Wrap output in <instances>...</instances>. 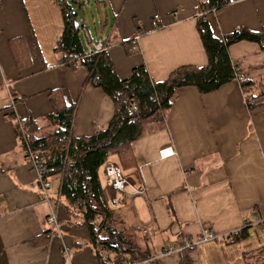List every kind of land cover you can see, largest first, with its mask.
<instances>
[{"label":"crops","instance_id":"obj_1","mask_svg":"<svg viewBox=\"0 0 264 264\" xmlns=\"http://www.w3.org/2000/svg\"><path fill=\"white\" fill-rule=\"evenodd\" d=\"M58 1L0 0V264H113L117 257L93 242L85 227L69 224L61 196L55 206L58 227L49 225L48 205L15 126L30 116L48 129L44 116L52 110L53 96L57 103L74 104L75 136L90 135L113 116L110 97L85 82L86 69L60 63L54 52L62 26ZM97 1L111 11V16L105 14L111 30L95 39L86 33L82 41L88 50L89 39L106 43L120 79L138 65L161 81L178 66L206 64L195 26L199 0ZM176 8L182 11L173 16ZM207 19L217 37L238 26L259 31L264 0H229ZM228 54L251 80L264 67V52L254 42L233 43ZM250 110L238 79L209 93L192 85L179 87L162 118L145 124L130 143L135 164L122 171L130 183L147 188L114 208L113 223L129 226L151 254L179 245L183 237H198L202 227L211 228L220 240L246 228V236L234 242L229 237L186 250L194 264H244L243 253L264 247V104ZM165 147L175 153L160 157ZM108 160L119 165L115 155ZM98 176L109 201L113 190L102 167ZM57 184L49 191L54 197ZM143 228L151 231L149 237ZM156 264H181V253L160 257Z\"/></svg>","mask_w":264,"mask_h":264},{"label":"trees","instance_id":"obj_2","mask_svg":"<svg viewBox=\"0 0 264 264\" xmlns=\"http://www.w3.org/2000/svg\"><path fill=\"white\" fill-rule=\"evenodd\" d=\"M228 2H197L195 26L206 53V64L178 66L165 80L154 81L144 65L135 66L128 77L120 79L106 50L87 54V46L80 37L82 21L74 8V4L80 6V0L58 1L62 26L54 52L60 63L73 69L78 66L86 69L85 82L101 88L110 97L114 104L113 116L106 125L95 126L90 135L75 136L71 131L74 104L57 103L53 96L52 110L44 116L48 129L39 127L38 121L30 116L21 123L16 121L15 126L23 151L19 124L23 126L25 140L36 158L53 169L49 176L59 180L58 193L71 217L69 224L85 227L93 242L114 251L117 257L113 264L125 259L141 262L152 254L137 243L136 234L129 226L119 227L113 223L115 209L110 207L98 176L99 168L109 156L117 157L121 169L133 166L135 160L130 143L142 134L145 124L162 118L179 87L192 85L200 93H209L238 79L242 90L251 89L244 94L249 108L264 104L257 101L264 97V79L257 82L241 78L239 66L228 54L229 46L239 41L254 42L264 52V27L253 31L238 26L217 37L209 26L207 14ZM261 224L264 226V221ZM246 234V228H242L236 234L224 235L223 239L232 237L230 241L234 242ZM187 251L181 253V264H194ZM243 260L244 264H264V247L243 253ZM140 264H156V260Z\"/></svg>","mask_w":264,"mask_h":264},{"label":"built area","instance_id":"obj_3","mask_svg":"<svg viewBox=\"0 0 264 264\" xmlns=\"http://www.w3.org/2000/svg\"><path fill=\"white\" fill-rule=\"evenodd\" d=\"M181 8H177L172 12L173 16H177L179 12H181ZM81 30L84 31L86 34L87 30L84 27H81ZM138 38L137 36L135 37ZM88 44L90 45V49L88 50L87 54H98L102 51H105L107 48L106 43L102 42L101 40H88ZM5 87H8V84L5 83ZM10 94V93H9ZM10 97L11 94H10ZM133 109H135V106L133 105ZM19 132L21 133L23 140H24V153L26 156V159L28 160L31 168L35 172L36 176V184L39 187L40 193L42 195L43 200L47 203L49 212L47 215V222L52 228L58 227V219L57 214L55 210V206L58 203V199L60 197V194L58 193L55 197L49 194V173L53 170L50 166L47 164L41 162L36 158V155L31 150L30 146L28 145L27 141L25 140L24 136V129L21 124H19ZM175 152L170 147L162 148L159 151L160 157H166L168 155H172ZM103 173L106 177L107 184L110 186V188L113 190V195L109 199V205L111 208H117L120 206V204L125 200L127 196H140L144 195L146 192V184L141 185H134L129 182L127 177L124 175L121 167L116 164L115 162H112L110 160H107L103 166H102ZM252 213L256 215L255 210H251ZM237 231H234L232 233H236ZM143 235L149 237L151 235V231L148 229L143 228ZM218 237L217 234L213 232V230L209 227H202L200 230V235L198 238H194L189 240L186 237H183L181 240V243L179 245H173L168 244L158 250L155 251L154 254H152L150 257L145 258L143 261H135V260H128L125 259L119 263L116 264H140L142 262H150L153 260H157L160 257H163L165 255L171 254L173 252H178L179 254L182 253L185 250H191L195 248L198 245L216 240Z\"/></svg>","mask_w":264,"mask_h":264},{"label":"rangeland","instance_id":"obj_4","mask_svg":"<svg viewBox=\"0 0 264 264\" xmlns=\"http://www.w3.org/2000/svg\"><path fill=\"white\" fill-rule=\"evenodd\" d=\"M74 8L78 14L79 19H81L83 26L86 27V30H87L86 33L88 34V36L91 39L103 38L106 34H108L110 32L111 23L106 22L105 14H108L109 16H111V11L108 9L105 10L97 0H80V6L74 4ZM116 31L117 30L114 31L115 34H116ZM84 34L85 33L82 30V32L80 34L81 39L84 38V36H85ZM259 61H257V62H259ZM239 73H240L241 78L250 79V76H248V74H246L242 68L240 69ZM253 79H254V81H257V82L264 79V67H258L257 68L255 75L252 77V80ZM250 90L249 89H243V90L241 89L243 95L244 94L246 95L247 93H249ZM245 95H244V97H245ZM251 110H253V109H251ZM248 112H249V109H248ZM48 180L50 183V187L48 190L53 191V189H55L54 183L57 184L58 181H57V179L51 178V177ZM51 182H53V183H51ZM252 210H254V209H252ZM228 239L229 238H225V239L222 238L221 240L216 239V240H213L211 242L212 243H218L219 242L218 240H220V242H226Z\"/></svg>","mask_w":264,"mask_h":264},{"label":"water","instance_id":"obj_5","mask_svg":"<svg viewBox=\"0 0 264 264\" xmlns=\"http://www.w3.org/2000/svg\"><path fill=\"white\" fill-rule=\"evenodd\" d=\"M77 24V22L75 23V25Z\"/></svg>","mask_w":264,"mask_h":264}]
</instances>
